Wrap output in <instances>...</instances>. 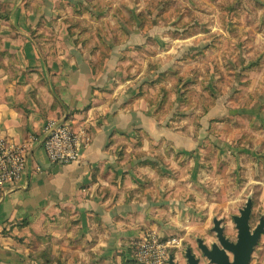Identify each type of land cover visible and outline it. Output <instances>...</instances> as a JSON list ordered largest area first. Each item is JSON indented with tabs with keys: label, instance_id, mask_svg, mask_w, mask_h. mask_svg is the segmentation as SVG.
I'll use <instances>...</instances> for the list:
<instances>
[{
	"label": "crops",
	"instance_id": "obj_1",
	"mask_svg": "<svg viewBox=\"0 0 264 264\" xmlns=\"http://www.w3.org/2000/svg\"><path fill=\"white\" fill-rule=\"evenodd\" d=\"M44 1L26 20L46 24L26 27L24 0H0L11 22L1 17L0 137H41L48 119L62 118L91 141L66 164L38 143L23 175L0 190V264H134L135 241L174 235L183 219L180 173H162L161 149L145 152L177 135L149 93L130 94V23L112 9L130 0Z\"/></svg>",
	"mask_w": 264,
	"mask_h": 264
},
{
	"label": "rangeland",
	"instance_id": "obj_2",
	"mask_svg": "<svg viewBox=\"0 0 264 264\" xmlns=\"http://www.w3.org/2000/svg\"><path fill=\"white\" fill-rule=\"evenodd\" d=\"M44 2L24 0L18 14L26 20ZM158 2L130 0V6L112 7L122 24L130 23V94L149 93L156 113L177 135L145 150L153 156L161 149L162 173H180L173 185L181 184L184 200L183 219L173 233L181 237L172 251L176 261L187 264L185 250L191 246L201 264H214L198 238L209 245L218 241L215 218L236 240L233 217L249 197L252 227L264 216V0ZM10 5L15 6L9 2V10ZM43 19L28 17L20 25H45ZM63 20L78 25L77 18ZM135 145L130 142L131 154ZM251 264H264V234Z\"/></svg>",
	"mask_w": 264,
	"mask_h": 264
},
{
	"label": "built area",
	"instance_id": "obj_3",
	"mask_svg": "<svg viewBox=\"0 0 264 264\" xmlns=\"http://www.w3.org/2000/svg\"><path fill=\"white\" fill-rule=\"evenodd\" d=\"M90 141L91 135L85 129H76L62 118L48 119L41 137L33 135L24 142H10L1 136L0 190L23 175L28 166V153L38 143L44 144L52 162L66 164L80 159ZM180 241L179 235L164 236L152 230L134 242V264H171L172 251Z\"/></svg>",
	"mask_w": 264,
	"mask_h": 264
},
{
	"label": "water",
	"instance_id": "obj_4",
	"mask_svg": "<svg viewBox=\"0 0 264 264\" xmlns=\"http://www.w3.org/2000/svg\"><path fill=\"white\" fill-rule=\"evenodd\" d=\"M253 213V199L248 198L246 205L241 209L240 214L234 215L236 228L238 229L237 239L231 240L225 233L222 220L215 218L213 230L217 233V242L210 246L204 239H198V245L203 254L214 264H251V259L264 233V216L253 228L251 216ZM187 264H201V259L194 250L189 247L186 251ZM171 264H180L176 261L175 255L171 254Z\"/></svg>",
	"mask_w": 264,
	"mask_h": 264
},
{
	"label": "trees",
	"instance_id": "obj_5",
	"mask_svg": "<svg viewBox=\"0 0 264 264\" xmlns=\"http://www.w3.org/2000/svg\"><path fill=\"white\" fill-rule=\"evenodd\" d=\"M165 1H166V0H165ZM162 3H164V0H159L158 4L161 5ZM149 10H150V9H149ZM0 13H1V15H0V20L3 21V20L1 19V17H2V16H5V18L7 19V23H8V22H9V19H10V13L5 12L4 15H2L3 11H2L1 8H0ZM140 15H141V17H142V16H150V17H151L152 14H151V13H147V14H145V13H141ZM158 15H159V14H158ZM145 20H146V18H143L142 21H145ZM5 21H6V20H5ZM147 32H148V31H147ZM147 32H146V33H147ZM131 34H132V33H131V31H130V35H131ZM147 35H148V34H147ZM149 38L152 39V37H150V36H149ZM27 222H28V219H26V220H22V221H18V224H19V226H24V225H26L25 223H27Z\"/></svg>",
	"mask_w": 264,
	"mask_h": 264
},
{
	"label": "flooded vegetation",
	"instance_id": "obj_6",
	"mask_svg": "<svg viewBox=\"0 0 264 264\" xmlns=\"http://www.w3.org/2000/svg\"><path fill=\"white\" fill-rule=\"evenodd\" d=\"M263 234H264V233H263ZM263 234H262V235H263ZM212 244H213V243H212ZM210 246H211V245H210ZM188 247H191V246H188ZM192 249H193V248H192ZM186 251H187V249L185 250V253H186ZM194 252L196 253V251H194ZM180 264H181V263H180Z\"/></svg>",
	"mask_w": 264,
	"mask_h": 264
}]
</instances>
